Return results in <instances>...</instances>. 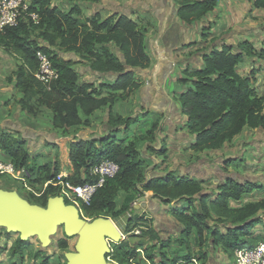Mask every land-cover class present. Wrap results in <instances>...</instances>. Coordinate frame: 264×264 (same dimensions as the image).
<instances>
[{"label":"trees","instance_id":"1","mask_svg":"<svg viewBox=\"0 0 264 264\" xmlns=\"http://www.w3.org/2000/svg\"><path fill=\"white\" fill-rule=\"evenodd\" d=\"M175 2L179 4L178 16L187 23L199 20L216 4V0ZM254 5L264 8V0H254ZM27 10L38 14L35 22L23 17L16 26L5 27L0 32V46L20 60L10 78L22 95L18 99L21 109L33 112L31 102L36 100L51 111L53 127L63 131L76 126H89L90 116L95 110L103 106L109 109L106 134L67 141L70 172L61 177L63 182H95L97 177L88 175L89 169L104 159L118 165L116 174L95 190L87 205L78 208L80 213L106 214L116 218L130 213L133 199L151 191L152 197L167 205L172 216L181 223V239L188 237L195 229L198 260H208V253L215 246L233 253L241 246H254L258 241H264V235L254 233L264 215V198L240 203L241 196L249 194L254 188L252 184L229 178L215 189L207 190L203 184L205 181L188 175H176L171 170L148 177L147 167L139 159L134 144L117 138L116 134L126 132L135 120L112 113L111 107L142 85L143 78L137 70L151 65V59L145 52V31L135 20L119 13L105 18L99 14L76 18L72 14L78 9L63 11L51 0H30ZM232 48L224 45L219 50L214 49L203 56V68L185 71L186 75L194 78L193 87L181 93L179 101L181 111L187 117V130L194 135L188 146L194 152L219 149L244 128L264 127V96L255 95L250 86L254 80L253 73L242 77L235 70L245 56L254 53L264 55V50L256 51L252 43L246 40L236 46L235 52L231 51ZM37 51L45 54L57 71V77L48 83L35 77L39 68ZM78 63L85 64L91 72L107 81L98 84L80 82L79 73L74 69ZM4 129L7 128L0 129V150L4 152V159L13 162L17 169H25L27 175L34 173L35 181L39 180L41 184L55 179L61 170L57 157L36 165L37 158L28 147L30 131L9 127V131L15 132L14 136ZM158 130V121L153 122L144 138L151 142ZM48 144L51 142L48 141ZM150 148L163 155L166 152L164 144L159 150ZM59 189L60 185L49 182L45 188H40L39 196L29 193L27 202L45 207ZM121 192H126V195L117 207L116 198ZM213 193L216 196L212 197ZM63 199L66 204L70 203ZM230 201L235 204L231 205ZM137 226H146V229H142L139 235L131 233ZM123 234L126 237L118 240L104 254L105 258L116 264H131L138 248L143 250L150 264H191L193 257L189 255L182 257V262L178 257L168 255L167 248L172 240L159 235L143 215H130ZM57 244L66 247V239H60ZM28 247L26 239L17 237L11 250L22 258ZM48 262L46 255H42L41 264Z\"/></svg>","mask_w":264,"mask_h":264},{"label":"crops","instance_id":"2","mask_svg":"<svg viewBox=\"0 0 264 264\" xmlns=\"http://www.w3.org/2000/svg\"><path fill=\"white\" fill-rule=\"evenodd\" d=\"M51 3L63 11L78 9V12L72 15L81 19L95 14H99L101 18L113 13L125 14L144 29L145 52L151 59V65L139 69L143 78L142 85L124 100H117L111 111L135 120L126 132L120 131L116 136L134 144L139 152V159L147 167L148 177L171 170L175 171L176 175H188L205 181L203 184L207 190L215 189L218 184L230 178L239 183L252 184L254 187L251 195L246 194L240 203L258 199L255 193H263L261 190L264 188V127L244 128L219 149L194 152L188 148L194 135L187 130V117L181 111L179 95L193 87L194 78L186 75L185 71L203 68V56L212 50H219L227 45L233 47L231 51L235 52L236 46L245 40L251 42L256 51L264 50V8H256L254 0H216L215 6L199 20L187 23L178 16L179 4L175 0H51ZM110 47L115 50L113 44ZM7 56L9 54L0 46V63L4 64ZM74 69L79 73L80 82L91 81L98 84L107 81L91 72L85 64H75ZM235 70L242 77L253 73L254 80L250 86L255 95L264 96V55L254 53L245 56L235 66ZM181 79L186 80L181 82ZM14 92L15 90L13 94ZM6 94L0 91V126L6 122L9 127L14 124L13 128L18 129V123L7 116L13 100H10V97L4 99ZM21 96V93H18L17 99ZM108 113L106 106L95 110L90 116L89 126L80 129L74 137L64 138L68 166L67 141L71 138L99 137L106 134L109 129L106 124ZM156 121L159 123V130L149 142L144 136ZM26 128L24 129L35 132ZM33 132L29 133L28 144H32L34 140ZM162 144L166 148L164 155L150 148L159 150ZM44 147L43 145L39 149L43 155ZM0 157H4L2 150ZM39 164L43 162L37 163ZM68 166L63 170L66 175L70 172ZM125 193L121 192L116 198L117 207L121 205ZM214 196L215 193L212 197ZM230 204L235 203L230 201ZM131 208L130 213L126 212L128 216L143 215L162 237H172L174 239L171 240L179 243L181 240L182 243L184 240L186 242L187 239L198 250L195 229L188 237L181 239V223L172 216L167 205L152 197L151 191L133 199ZM254 233L257 236L264 235V215L257 223ZM214 249L210 251L205 264H234L233 253L224 252L220 246H215ZM169 251L168 255L178 257L180 262L182 257L191 254L181 255L183 252L179 251L178 254L171 249ZM191 257L195 255L191 254ZM130 262L150 264L142 249L137 250L136 258Z\"/></svg>","mask_w":264,"mask_h":264},{"label":"rangeland","instance_id":"3","mask_svg":"<svg viewBox=\"0 0 264 264\" xmlns=\"http://www.w3.org/2000/svg\"><path fill=\"white\" fill-rule=\"evenodd\" d=\"M20 60L15 55L9 54L7 56V59L5 60V63H0V91H4L7 93L4 96L10 97V100H13L12 104L10 105L8 117L13 120V122L18 123V128L20 129H31L34 130L30 131V133H34L35 137L32 142V144H28L30 153L35 156L36 158L41 157L42 159H36V165L37 163H44V161H52L55 159V157L58 158L61 164L60 171H63L67 168L66 162V149H64V145L66 144V140L64 138H70L77 135L78 131L82 129V126L76 127V128H69L67 130H61L54 128L52 125V113L47 107L43 105H39L36 100H33L31 104L33 105V112H27L25 110L20 109L21 106L17 99V94L19 93L15 87H14V80H11L10 75L13 73V71L17 68L19 65ZM78 67V66H77ZM81 67V66H80ZM79 67V69H81ZM82 71V70H81ZM8 88V89H5ZM10 88V89H9ZM13 90H15L13 94ZM16 112H18L16 114ZM13 126L10 125V128H13ZM4 129L8 133L16 136L15 132L9 131V125L5 122L4 125L0 126V129ZM45 133V134H43ZM97 133V132H93ZM92 133V134H93ZM30 142V139H28ZM48 141L51 142V144H48ZM41 144V145H40ZM45 146L43 151H45V155L41 154L39 149L42 148V146ZM56 146V147H55ZM40 165V164H39ZM63 166V167H62ZM239 166V165H238ZM35 175H25V180H19L17 178H12L9 175H1L0 174V191L5 192H15L18 194L21 198H23L25 201H27V195H29V191L25 188L23 183L26 182V184H29V186L33 189L40 190L42 188V184L39 180L35 181ZM254 190L252 188L251 192ZM263 193H255L256 197L258 199L264 198V188L261 190ZM246 195L243 194L241 197L243 198ZM247 196V195H246ZM61 197V196H60ZM119 200V198H118ZM72 203V201H70ZM69 203V205H70ZM72 205V204H71ZM46 207V206H45ZM78 210V208H77ZM79 211V210H78ZM79 217L87 222H93L98 219L107 220L109 222H112L115 224L117 229L123 233L124 227L126 225L128 214L124 213L116 218H111L109 215L106 214H100V215H84L82 212L79 211ZM119 238L117 240L109 241L110 246L109 250L113 245H116L118 243V240L124 239L121 237V234H117ZM17 237H23L26 239V241L29 243V247L24 251L22 258H20L18 255H14L12 253V246L14 244V241ZM60 239H66V247H59L57 242ZM170 239H174L170 237ZM80 235H74V236H68L65 232L64 226H61L60 228H57L52 234H50L46 239L41 238L40 234H32L29 236H24L19 230H15L12 228H9L5 225H0V264H41L42 255H46L47 259L49 260L48 264H68L69 262V255L73 253H77V245L79 244ZM181 243L172 240V243L169 247V250H173L174 252H177L179 254L180 252H183L181 255H185L186 253H191L192 255H195V258L198 257L199 252L195 249L193 245H191L190 242L186 239L183 241H180ZM168 249V248H167ZM167 250L169 253L170 251ZM215 250V249H214ZM189 254V256H191ZM209 258V253L207 255ZM213 257V253H212ZM106 264H116L113 262V260H108L105 258ZM198 260V259H197ZM203 262H207V258L202 260ZM200 259L198 260V264L202 263ZM131 263V262H130ZM231 263V262H230ZM229 263V264H230Z\"/></svg>","mask_w":264,"mask_h":264},{"label":"water","instance_id":"4","mask_svg":"<svg viewBox=\"0 0 264 264\" xmlns=\"http://www.w3.org/2000/svg\"><path fill=\"white\" fill-rule=\"evenodd\" d=\"M108 222L82 220L77 208L60 196L49 198L46 207H40L15 192L0 191V225L19 230L24 236L37 233L43 239L61 226L68 236L80 235L78 252L69 255L68 264H106L104 254L109 251V241L119 238Z\"/></svg>","mask_w":264,"mask_h":264},{"label":"built area","instance_id":"5","mask_svg":"<svg viewBox=\"0 0 264 264\" xmlns=\"http://www.w3.org/2000/svg\"><path fill=\"white\" fill-rule=\"evenodd\" d=\"M28 7L29 2L27 0H0V32L5 27L16 26L23 17H29L35 22L38 19V14L28 11ZM36 55L39 59V68L35 73V77L43 83H48L55 79L57 77V71L52 67L50 59L40 51H37ZM117 171L118 165L114 161L104 159L89 169L88 175L97 177L95 182H85L83 184L63 182L61 181V177L66 176V174L60 171L55 179L44 182L42 188H45L49 182L54 185H60L56 196L64 197L69 202L72 201L71 204L79 208L81 205H87L95 190L102 186L107 179L112 178ZM0 174L9 175L13 179L17 178L23 182L27 172L23 168L17 169L9 159L0 157ZM23 185L30 194L40 195V191L31 188L26 182ZM142 229H146V226L135 227L131 233L139 235ZM121 237L125 238L126 235L121 233ZM137 250H140V248ZM233 257L234 264H264V241L260 240L254 246L245 245L236 248L233 251ZM191 264H198V260L193 257Z\"/></svg>","mask_w":264,"mask_h":264},{"label":"bare ground","instance_id":"6","mask_svg":"<svg viewBox=\"0 0 264 264\" xmlns=\"http://www.w3.org/2000/svg\"><path fill=\"white\" fill-rule=\"evenodd\" d=\"M108 224L110 225V227L112 228V230L115 232V234L117 235L119 232V230L117 229V227L115 226V224H113L112 222H108Z\"/></svg>","mask_w":264,"mask_h":264}]
</instances>
